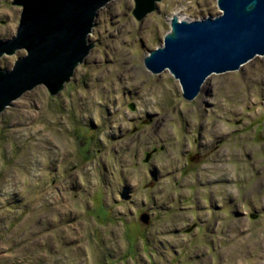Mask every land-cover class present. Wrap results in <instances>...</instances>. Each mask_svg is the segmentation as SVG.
<instances>
[{
  "label": "rangeland",
  "instance_id": "1",
  "mask_svg": "<svg viewBox=\"0 0 264 264\" xmlns=\"http://www.w3.org/2000/svg\"><path fill=\"white\" fill-rule=\"evenodd\" d=\"M12 1L0 40L19 25ZM134 7L101 6L63 90L38 85L0 114V264H264V55L186 99L144 58L173 15L216 16L217 0H161L141 20Z\"/></svg>",
  "mask_w": 264,
  "mask_h": 264
},
{
  "label": "water",
  "instance_id": "2",
  "mask_svg": "<svg viewBox=\"0 0 264 264\" xmlns=\"http://www.w3.org/2000/svg\"><path fill=\"white\" fill-rule=\"evenodd\" d=\"M109 0H13L22 8L16 33L0 40V57L24 49L9 70L0 69V114L25 92L45 85L63 90L93 43L89 34L97 10ZM141 20L161 0H134ZM220 13L203 19L173 15L163 45L144 58L153 72L169 70L186 99H194L212 73L240 69L264 55V0H217ZM144 221L147 217L143 218Z\"/></svg>",
  "mask_w": 264,
  "mask_h": 264
},
{
  "label": "bare ground",
  "instance_id": "3",
  "mask_svg": "<svg viewBox=\"0 0 264 264\" xmlns=\"http://www.w3.org/2000/svg\"><path fill=\"white\" fill-rule=\"evenodd\" d=\"M152 212V211H151Z\"/></svg>",
  "mask_w": 264,
  "mask_h": 264
}]
</instances>
